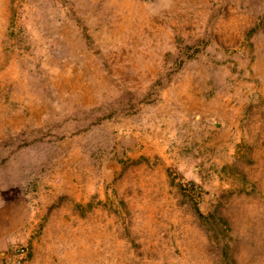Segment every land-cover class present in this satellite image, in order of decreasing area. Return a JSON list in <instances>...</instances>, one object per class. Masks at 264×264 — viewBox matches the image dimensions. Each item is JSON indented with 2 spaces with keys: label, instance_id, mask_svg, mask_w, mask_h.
Instances as JSON below:
<instances>
[{
  "label": "rangeland",
  "instance_id": "1",
  "mask_svg": "<svg viewBox=\"0 0 264 264\" xmlns=\"http://www.w3.org/2000/svg\"><path fill=\"white\" fill-rule=\"evenodd\" d=\"M264 264V0H0V264Z\"/></svg>",
  "mask_w": 264,
  "mask_h": 264
},
{
  "label": "built area",
  "instance_id": "2",
  "mask_svg": "<svg viewBox=\"0 0 264 264\" xmlns=\"http://www.w3.org/2000/svg\"><path fill=\"white\" fill-rule=\"evenodd\" d=\"M26 249L25 247L22 246H18L15 249V264H20L21 260L24 259L26 257Z\"/></svg>",
  "mask_w": 264,
  "mask_h": 264
}]
</instances>
